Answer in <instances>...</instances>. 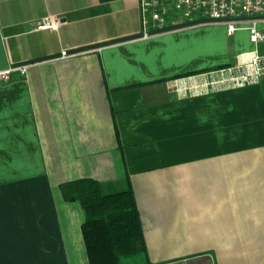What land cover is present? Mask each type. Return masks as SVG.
I'll list each match as a JSON object with an SVG mask.
<instances>
[{
  "label": "crops",
  "instance_id": "1",
  "mask_svg": "<svg viewBox=\"0 0 264 264\" xmlns=\"http://www.w3.org/2000/svg\"><path fill=\"white\" fill-rule=\"evenodd\" d=\"M229 21L144 36L138 0H0V69L26 65L0 80V264H89L60 188L84 177L133 192L145 251L119 264H264V77L204 86L253 47Z\"/></svg>",
  "mask_w": 264,
  "mask_h": 264
},
{
  "label": "built area",
  "instance_id": "2",
  "mask_svg": "<svg viewBox=\"0 0 264 264\" xmlns=\"http://www.w3.org/2000/svg\"><path fill=\"white\" fill-rule=\"evenodd\" d=\"M141 30L148 36L149 30L168 23H182L195 17L212 20L230 19L226 33L245 28L253 47L236 55L233 63L218 69L219 77L204 83L207 87H236L255 83L264 77V30L258 21L264 16V0H138ZM241 16L251 17L239 20ZM57 17H47L36 26L56 28ZM62 55L66 51L61 52ZM17 68L24 74L26 65ZM13 67L0 69V80L6 79Z\"/></svg>",
  "mask_w": 264,
  "mask_h": 264
},
{
  "label": "trees",
  "instance_id": "3",
  "mask_svg": "<svg viewBox=\"0 0 264 264\" xmlns=\"http://www.w3.org/2000/svg\"><path fill=\"white\" fill-rule=\"evenodd\" d=\"M63 198L79 202L81 232L89 264H119L121 256L145 251L139 213L130 188L104 194L97 180L77 178L60 185Z\"/></svg>",
  "mask_w": 264,
  "mask_h": 264
},
{
  "label": "water",
  "instance_id": "4",
  "mask_svg": "<svg viewBox=\"0 0 264 264\" xmlns=\"http://www.w3.org/2000/svg\"><path fill=\"white\" fill-rule=\"evenodd\" d=\"M61 20V19H60Z\"/></svg>",
  "mask_w": 264,
  "mask_h": 264
}]
</instances>
